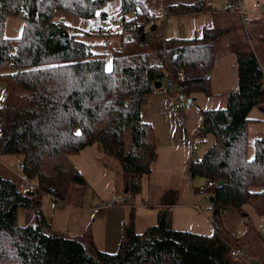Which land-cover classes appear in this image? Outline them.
Returning <instances> with one entry per match:
<instances>
[{
    "label": "trees",
    "instance_id": "trees-1",
    "mask_svg": "<svg viewBox=\"0 0 264 264\" xmlns=\"http://www.w3.org/2000/svg\"><path fill=\"white\" fill-rule=\"evenodd\" d=\"M106 1L0 0V154H20L23 176L34 183L28 189L32 193H25L0 174V264H253L243 254H230L239 244L237 236L220 220L243 204L264 215V138H255L252 156L246 149L248 112L264 104V73L251 49L234 50L237 88L227 94L225 106L200 109L199 131L212 133L213 140L188 163L190 176L215 182L209 195L211 221L216 223L211 233L172 227L167 207L175 202L176 192L171 199L161 198L167 207L141 231L134 229L130 212L114 252L51 231L43 218L42 194L65 202L86 183L69 155L87 145L97 143L115 157L131 188H137L138 175L150 173L156 146L140 107L155 81L172 77L181 90L208 89L204 72L213 64V40L221 28L205 27L200 36L188 39H160L157 52L163 51L162 41L165 52L159 63L137 51L146 44V33L158 25L149 22L150 14L201 11L205 0H119L120 52L113 54L110 69L77 38L79 32H67L63 17L54 19L57 11L92 17ZM156 2L159 11L150 9ZM8 13L23 18L17 37L4 36ZM219 180L223 182L217 184ZM19 205L34 212L33 222L18 223Z\"/></svg>",
    "mask_w": 264,
    "mask_h": 264
},
{
    "label": "rangeland",
    "instance_id": "rangeland-1",
    "mask_svg": "<svg viewBox=\"0 0 264 264\" xmlns=\"http://www.w3.org/2000/svg\"><path fill=\"white\" fill-rule=\"evenodd\" d=\"M205 5L206 8L201 11L163 15L164 21L156 18L154 21L158 24L156 29L146 33V44L137 50L145 51L152 62L159 63L161 53L165 52V42L163 43V41L161 43L163 51L160 54L157 52L160 39L197 37L202 34L205 27L223 30L213 40L216 56L212 66L207 68V92L198 89L181 90L177 86L178 83L174 90L167 91L166 88L170 89L168 85L170 81H176L172 77H166L161 86L154 88L153 92H150L141 104V118L150 123L154 136L157 155L154 163L155 170L149 176L148 174L138 175L135 179L138 186L134 189L127 186L126 182L129 179L125 180L117 159L110 155L112 158L107 161L104 158L107 152H104L98 144L95 151L90 150L96 148L95 146L81 150L75 157L76 160L78 156L81 158L82 162L78 161V164H81L82 168L74 165L83 174L86 183L79 185L78 192L72 193L71 198L65 202L54 201L50 195H41L42 216L51 227L58 223L65 230L67 225H80L84 222L83 216L89 206L93 208L99 205L101 200L108 198L114 199L119 204L132 205L130 209L144 206L147 200L151 202L146 196V191L148 188L153 191L154 185L158 186L155 190L160 191V200L161 198L171 199L174 196L173 192L178 193L179 199L183 194L181 186L184 183L187 193L185 197H189L186 200L191 202L195 211L200 215L185 213L194 224L174 218L172 226L202 234L212 232V209L209 201L212 187H207L205 191L200 190L202 186L206 185V180L202 176H190L189 174L190 140L197 144L194 158L200 157L213 140L212 133L208 132L202 135L199 131L200 109L225 106L227 94L237 88L235 49L253 50L264 73V11H259V8L264 7V0L242 1L244 15L248 17L246 24H243L240 14L231 5L230 0H205ZM160 8V2L150 4V9L154 11H159ZM62 17L66 22V30L70 29L69 32L73 33L79 32L77 38L88 45L93 55L103 57L105 69H110L113 54L120 52L122 27L120 22L110 21L111 18L116 20L121 18L119 0H107L96 10L95 15L89 18H81L73 14L65 15L62 11H57L54 14V19ZM22 27L23 18L20 14L8 13L5 15L4 36L17 37L21 34ZM178 72L177 76H180L181 74ZM3 94L4 87L0 82V105ZM180 94L182 97L179 99ZM167 96L170 98V102ZM177 100L184 105L185 121L183 123L176 118L174 105ZM248 117L246 149L247 154H251V152L254 153L255 138H264V104L263 106H252ZM170 141L172 146L167 144ZM72 154L69 155L71 162H73ZM110 159H113L116 164H113L114 162L112 163ZM20 162V154H0V174L3 176L2 171H7L8 176L14 178L17 186L25 191L26 188L22 184L24 176L19 169ZM177 165H179L178 173L181 171L180 165H183V177H173L160 172V170L175 169ZM28 180L34 184L33 180L29 178ZM193 189L196 194L192 192ZM34 216L32 210L21 205L17 207L19 224L33 222ZM220 220L226 229L237 233V242L244 249L243 256L252 262L264 264V215L256 214L249 204H243L240 208L227 210L222 214Z\"/></svg>",
    "mask_w": 264,
    "mask_h": 264
},
{
    "label": "crops",
    "instance_id": "crops-1",
    "mask_svg": "<svg viewBox=\"0 0 264 264\" xmlns=\"http://www.w3.org/2000/svg\"><path fill=\"white\" fill-rule=\"evenodd\" d=\"M167 98L170 102L171 101L170 98L168 96ZM167 136H168V133H167ZM167 144H170V146L173 145L171 141ZM91 146H95L96 148H93L90 150L95 151L98 148L97 143H92L90 145L85 146L81 150L89 148ZM80 151L73 153L71 155V159L75 165H77L79 168H82V165L78 164L79 162H82L81 158L78 156L76 160V157H75L76 154H79ZM252 155H253V152H251V154H248V156H252ZM104 156H106L104 158H106L107 161L109 158H112L108 154ZM110 160H112V163L114 162L113 164H116L115 161H113V159H110ZM181 161H183V158H181ZM154 163H155V159H154V162H152L151 170L148 176L152 174V172L156 168L154 167ZM96 164L98 165V163ZM180 167H181V171L179 173L177 172L179 165H177L175 169L174 168H172V170L167 169L166 171L160 170V172L162 171V173L166 175H172L173 177L174 176L183 177L184 167L183 165H180ZM2 173L4 177H8L12 179L17 184L14 178H11L10 176H8L7 171L4 170L2 171ZM157 187H158L157 185H154L153 191H150L149 188L147 189L146 196L150 199L151 202H148L147 200L144 206H137L135 208L130 209L132 205L119 204L116 202V204H114L113 206L104 207L95 212L93 211V208L89 206V208L86 209V214L83 216L84 222H82L80 225H72V226L67 225L66 229L63 230V228H61V226L57 223L55 224V226H52V227L50 225L49 228L51 229V231L60 233L64 236L75 237L86 244L92 242L95 245V247H97L98 249H101L107 252H114L119 245L121 225L123 222L127 221V219L129 218L130 212L133 213L134 229L136 231L137 230L140 231L141 229H144L148 225L155 222L158 210L160 208L167 207L166 205L164 206V204L161 203L160 191L155 190ZM181 188L183 189L182 190L183 194H181L178 199V193H177V198L175 202L167 207V209L170 212L171 225H174V222H173L174 218L176 220H185L187 221L186 223L194 224V222L191 221V218L188 217V215L186 216L185 213L200 215L199 213L195 211V209L191 205V202L189 200H186L189 197H185L187 193L185 192L184 183H183V186H181ZM192 192L196 194L194 189ZM71 206H78V205H71ZM181 218H184V219H181ZM89 221H91V223H89ZM85 230L87 231L84 232ZM234 233L237 236V233L236 232ZM238 246L243 250V253H244L243 246H241L240 244H238Z\"/></svg>",
    "mask_w": 264,
    "mask_h": 264
},
{
    "label": "built area",
    "instance_id": "built-area-1",
    "mask_svg": "<svg viewBox=\"0 0 264 264\" xmlns=\"http://www.w3.org/2000/svg\"><path fill=\"white\" fill-rule=\"evenodd\" d=\"M242 1L243 0H230L231 5L240 14L243 24H246V22L248 21V17L246 15H244L245 10L242 7ZM259 11L263 12L264 7L259 8ZM156 18H160L161 20H163L164 16L162 14H159L158 16H154V14H150L149 15V22L153 23L156 20ZM110 21L111 22H116V21L121 22L122 18H118L117 20L114 18H111ZM69 31H70V29H69ZM69 31H67V32H69ZM206 73L207 72H204L205 76L207 75ZM178 74H181V72H178ZM168 85H169L170 89H173V90L176 86L174 81H170V83ZM183 107H184V105L181 102H179V100H177L176 104L174 105V110L176 113L177 120L181 123H183L185 121V115L183 113ZM189 146H190L191 156H193L195 154L197 144H196V142H193L192 140H190ZM21 168H22L21 164H19V169H21ZM22 178H23L22 184H24V187L26 189H30V187L32 188L34 186L33 184H31V182L28 180L27 177H22ZM205 182H206V185L202 186V188L200 189L202 191H205L207 189V187H213L215 184V182L212 180H206ZM51 197L53 199V196H51ZM114 204H116V201L114 199H112V198L104 199L100 202L99 205L93 207V211L95 212V211L100 210L101 208L113 206ZM215 225H216V223L212 222V227H215ZM230 254L233 256H241L243 254V250L239 246H233L230 249ZM252 263L256 264L254 262H252Z\"/></svg>",
    "mask_w": 264,
    "mask_h": 264
},
{
    "label": "water",
    "instance_id": "water-1",
    "mask_svg": "<svg viewBox=\"0 0 264 264\" xmlns=\"http://www.w3.org/2000/svg\"><path fill=\"white\" fill-rule=\"evenodd\" d=\"M154 27H155V25H152V26H150V29H153ZM62 35H63L64 38L68 36V34H67L66 31H64V32L62 33ZM140 38H141V40L144 39V33H143V32L140 34ZM161 83H162V82H161L160 80H157V81H155V82L153 83V86H154L155 88L160 87V86H161ZM181 97H182V95L180 94V95L178 96V98L180 99ZM189 100H191V99H189ZM222 182H223L222 180H219V181H217V184H220V183H222ZM25 193H29V194H31L32 191L27 189V190H25ZM209 199H211V197H209Z\"/></svg>",
    "mask_w": 264,
    "mask_h": 264
},
{
    "label": "snow or ice",
    "instance_id": "snow-or-ice-1",
    "mask_svg": "<svg viewBox=\"0 0 264 264\" xmlns=\"http://www.w3.org/2000/svg\"><path fill=\"white\" fill-rule=\"evenodd\" d=\"M77 135H79V133H77Z\"/></svg>",
    "mask_w": 264,
    "mask_h": 264
}]
</instances>
